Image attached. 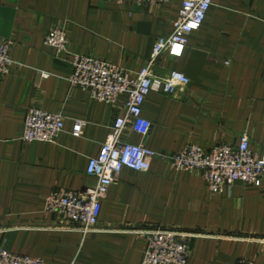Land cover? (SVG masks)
Masks as SVG:
<instances>
[{
    "label": "crops",
    "instance_id": "obj_1",
    "mask_svg": "<svg viewBox=\"0 0 264 264\" xmlns=\"http://www.w3.org/2000/svg\"><path fill=\"white\" fill-rule=\"evenodd\" d=\"M181 1L0 0V39L12 41L13 59L0 78V247L45 264H140L144 229L158 226L191 234L187 264H264V178L213 193L200 171L176 170L157 155L149 170L117 175L85 234L44 209L52 193L94 185L88 159L126 101L101 102L72 86V55L134 73L149 63L155 40L170 34ZM52 27L65 30L67 51L44 43ZM150 66L158 77L180 71L189 83L170 95L151 91L142 105L148 133L125 140L172 154L187 143L235 145L245 134L253 152L264 150V0H215L181 56L163 52ZM32 106L62 115L55 141L21 139Z\"/></svg>",
    "mask_w": 264,
    "mask_h": 264
},
{
    "label": "built area",
    "instance_id": "obj_2",
    "mask_svg": "<svg viewBox=\"0 0 264 264\" xmlns=\"http://www.w3.org/2000/svg\"><path fill=\"white\" fill-rule=\"evenodd\" d=\"M122 3L124 0H104ZM137 4H166L170 0H133ZM215 0H182L168 36L158 37L153 45L149 63L137 71L100 60L91 55L73 54L72 73L68 80L72 86L86 90L94 99L115 103L120 95L126 101L123 113L117 115L111 131L100 145L96 155L89 157L86 174L94 179V185L82 191L68 190L50 194L45 211L58 214L63 225L85 234L95 228L101 210V201L117 175L124 169L147 171L157 155L170 161L180 171H200L207 188L222 193L236 182L247 185L260 183L264 178V150L256 153L250 149L249 137L240 135L237 144L222 143L206 150L198 144L187 143L172 154H159L143 144L131 143L123 138L128 132L145 136L151 126L142 114V105L151 91L173 94L186 86L189 78L173 70L166 77L152 73L150 63L161 53L181 56L189 35L198 30ZM44 43L58 52L67 51L66 32L62 27H52ZM13 64L12 41L0 39V78ZM82 124L77 121L73 136L81 135ZM64 130V119L58 112H50L36 106L24 114L21 139L26 142H53ZM145 231V247L140 264H187L190 255L191 234L167 227H148ZM0 264H45L40 257L15 254L0 247ZM234 264H255L248 259H238Z\"/></svg>",
    "mask_w": 264,
    "mask_h": 264
}]
</instances>
